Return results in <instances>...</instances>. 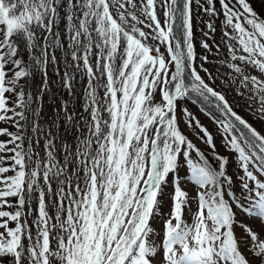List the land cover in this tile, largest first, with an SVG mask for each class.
Listing matches in <instances>:
<instances>
[{
  "label": "snow or ice",
  "instance_id": "1",
  "mask_svg": "<svg viewBox=\"0 0 264 264\" xmlns=\"http://www.w3.org/2000/svg\"><path fill=\"white\" fill-rule=\"evenodd\" d=\"M218 3L0 0V122L16 128H0V264H264V134L214 86L264 121V0ZM194 5L216 60L197 54ZM50 66L69 97L86 82L45 130Z\"/></svg>",
  "mask_w": 264,
  "mask_h": 264
},
{
  "label": "rangeland",
  "instance_id": "2",
  "mask_svg": "<svg viewBox=\"0 0 264 264\" xmlns=\"http://www.w3.org/2000/svg\"><path fill=\"white\" fill-rule=\"evenodd\" d=\"M203 2V0H201ZM259 9V5H255ZM217 7H219V3L217 0ZM193 12H194V19H193V30H194V36L195 40L194 43L196 44V50L198 53V56L201 55H208L209 60L213 61L216 60L217 57L213 56L211 53H207L206 50L200 47V41L202 39H206L203 36V32L207 31V28L205 27V24L203 21H207L209 19L208 16L204 15L202 13V10L196 9L195 5L193 6ZM197 12H200V15H196ZM222 19V16L220 17ZM220 19H217L215 21L216 24V33L212 37V39H208L207 42L212 45L213 41L216 43L220 42L221 38V31H220ZM221 50L224 55H226L227 50L221 45ZM216 49L213 47L212 52L215 53ZM56 55L60 57V52H57ZM200 61L198 60L197 63ZM217 65L215 64H205V67H209L210 70H213L215 72V67ZM221 72H227L228 69L226 67H222L220 69ZM203 75V73H201ZM49 77L52 81L49 93L44 96L43 100V111H42V119L41 124L45 130H48L49 128V122L52 121L56 117V113L59 110V106L62 100H70L73 105L76 106L77 110H80V105L83 103L82 99V90H81V84L85 83L86 81H77L76 85V95L75 97H69L68 93L61 87L60 83V77L55 75L54 69L50 66L49 67ZM223 77H218L215 80V88L217 91L223 92V94L226 96L228 101L233 105L235 109L238 110L239 114L242 115L246 120H248L254 127H256L259 131H261L262 134H264V121H259L255 119L251 114L250 111L247 108V105L245 104L244 100L241 99L239 96L236 95L234 88H229L225 84L222 83ZM40 83V77L37 76L34 87H38ZM181 108H187L191 113H193L199 121L208 129L210 133H212L217 149L220 152L221 155L231 156L232 152L230 149H225L222 147V133L218 131V125L215 124L207 115L204 114V112L201 111V108L196 106V104L191 103L189 100H184L181 105ZM214 114V113H213ZM217 116V118H221L220 115L214 114ZM31 120V118H30ZM182 129L185 131V133L189 136L190 139L193 140V143H195L198 147L204 149L205 145L195 137V134L192 133L191 129L187 128L183 123L181 124ZM0 128H7L10 132H15L16 128L13 126L12 121L7 122H0ZM55 131V129H52ZM28 134L31 135L30 131V123L28 126ZM9 137L5 135H0V141H6ZM69 142H71V138H69ZM27 144V142H25ZM60 142L57 140V147L59 148ZM43 148V140H41L40 149ZM43 154V153H42ZM0 155H11V153H0ZM211 159V157H209ZM236 164L235 162H230L228 165V173L231 175L234 171H236ZM11 174V173H9ZM55 187V184L53 185ZM170 190V189H169ZM194 194V193H193ZM51 211V209H50ZM240 219H243L241 216ZM14 226V225H12ZM154 226L159 229L160 224L159 221L154 222ZM239 229H237V235H240Z\"/></svg>",
  "mask_w": 264,
  "mask_h": 264
},
{
  "label": "bare ground",
  "instance_id": "3",
  "mask_svg": "<svg viewBox=\"0 0 264 264\" xmlns=\"http://www.w3.org/2000/svg\"><path fill=\"white\" fill-rule=\"evenodd\" d=\"M204 106H205V107H208V105H204ZM209 110L215 112L213 109H209ZM215 113L218 114V115H220L218 112H215Z\"/></svg>",
  "mask_w": 264,
  "mask_h": 264
},
{
  "label": "trees",
  "instance_id": "4",
  "mask_svg": "<svg viewBox=\"0 0 264 264\" xmlns=\"http://www.w3.org/2000/svg\"><path fill=\"white\" fill-rule=\"evenodd\" d=\"M198 54V53H197ZM19 110V109H18ZM9 115H11V113H9Z\"/></svg>",
  "mask_w": 264,
  "mask_h": 264
}]
</instances>
